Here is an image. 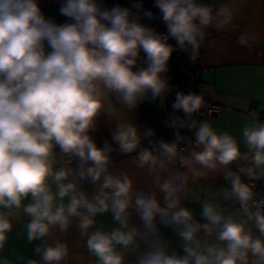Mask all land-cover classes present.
Wrapping results in <instances>:
<instances>
[{"label": "clouds", "instance_id": "1", "mask_svg": "<svg viewBox=\"0 0 264 264\" xmlns=\"http://www.w3.org/2000/svg\"><path fill=\"white\" fill-rule=\"evenodd\" d=\"M155 6L162 13L168 35L181 47L186 42L193 46V58L198 40L204 38L202 29H223L233 20L229 7L213 12L211 6L196 0H155ZM60 12L71 22L57 25L46 20L36 0H0V248L12 230V217L21 210L30 217L26 224L29 243L45 238L52 228L67 230L73 217L79 218V228L86 233L94 222L92 217L109 210L126 227L124 215L133 203L132 181L127 176L107 174L111 148L107 144L98 148L89 132L104 108L106 94L115 93L132 108L147 91L157 96L166 87L160 73L165 71L173 48L166 36L130 19L128 8L117 5L101 10L96 0H65ZM146 15L152 17L151 12ZM141 50L149 66L134 72L132 66ZM202 103L200 95L178 94L173 107L191 115ZM195 135L196 145H202L203 150L193 152L192 158L204 167L214 169L217 162L229 165L241 157L236 140L228 133L218 134L206 122ZM243 136L254 164L264 165V123L245 127ZM113 140L121 152L131 153L140 137L134 125L118 124ZM57 145L62 153L79 158V178L89 177L93 183L102 180L99 192L91 199L77 193L74 182H65L72 170L53 171L52 153ZM160 148L169 158L177 155L174 143H161ZM157 163L152 152L139 153V167L154 169ZM159 188L164 193V206L155 195H138L134 200L144 235H157V217L161 223L181 226L184 255H169L163 246L150 244L138 264H264V240L253 238L246 229L247 221L254 220L264 236V214L258 206L250 212L248 202L253 193L239 175L232 178V194L243 207L244 221H235L231 215H223L217 205L205 203L201 215L206 222L200 224L191 211L179 207L180 188L173 180H165ZM29 197V203H22ZM201 229L208 236L215 230L223 246L206 244L203 251L198 250L196 234ZM133 234L95 231L88 237L87 247L101 264H122L113 244L127 246ZM35 251L43 264H60L68 255L67 246L60 242L43 249L38 246ZM249 253L254 258L251 261Z\"/></svg>", "mask_w": 264, "mask_h": 264}, {"label": "crops", "instance_id": "2", "mask_svg": "<svg viewBox=\"0 0 264 264\" xmlns=\"http://www.w3.org/2000/svg\"><path fill=\"white\" fill-rule=\"evenodd\" d=\"M36 2L46 20L57 25L71 22L60 12L65 0H36ZM96 2L101 10H110L117 5L128 8L130 19L153 31L155 29L153 18H149L144 7L134 3L133 0H96ZM196 3L211 6L213 12L222 6L229 7L233 12V20L223 29L212 26L202 29L204 38L201 40V59L198 62L202 69L198 86L199 94L205 99L219 103L222 112L216 116H201L195 112L187 115L182 110H178L181 115L183 138L187 145L182 160H179L177 155L169 158L161 154V142L156 135V111L162 104L159 95L153 96L151 91H147L137 99L134 107L129 108L117 98L115 93L106 94L104 108L96 117L95 127L89 135L98 148L104 147L105 144L111 148L108 153L107 174L120 178L127 176L132 181L133 203L124 215L127 226H122L109 210L92 217L94 222L86 233L79 228V218L73 217L67 230L52 228L45 238L29 243L26 224L30 217L21 210L12 217V230L6 234L7 239L3 248H0V264H29L31 260L43 264L42 256L35 251L36 247L43 249L48 245L54 246L57 242L65 244L68 249V255L60 264H101L99 258L87 247V239L95 231L109 235L113 231L134 233L129 245L115 242L113 244L114 252L122 258V264H138L139 258L149 250L150 244L163 246L169 255H184L185 241L179 235L181 226L161 223L157 217L154 222L157 235L145 236L143 221L134 205L138 195H155L161 206H164V193L161 192L159 184L165 180H173V183L180 188L177 194L180 199L179 207L191 211L194 220L200 224L206 222L201 215L205 203L217 205L223 215H231L235 221L247 220L241 203L232 194V178L239 175L241 182L246 184L247 176L241 171L243 167H251L255 173H264V165L256 166L252 161L253 153L247 147L243 136L245 127L264 123L250 113L251 109H255L264 114V0H196ZM157 16H162V13H158ZM242 38L243 43H241ZM148 66L147 55L141 50L136 63L132 66V71L139 72L147 69ZM205 122L218 134L231 135L240 148L241 157L229 165L217 162L214 169L195 162L192 153L203 150L202 145L197 146L195 143V132L200 124ZM118 124H132L137 128L140 141L131 153L121 152L119 145L113 140V132ZM145 150L158 157L154 169H150L148 165L138 166L139 153ZM245 155L247 159L244 158ZM52 157L53 171L72 170L73 175L65 182H74L77 193L83 192L91 199L99 192L102 180L93 183L89 177L79 178V159L62 153L58 145L54 146ZM160 164H163L164 168H161ZM228 173H232V176L229 177ZM52 189L56 190L55 184H52ZM252 193L253 198L257 192L252 191ZM30 199L29 197L22 203L27 204ZM251 201L248 202L249 210L255 212L256 209L252 207ZM63 202L67 204L68 197H65ZM246 229L251 230L253 238L264 240L254 220L247 221ZM196 240L199 241L200 251H203L206 244L223 246L217 241L215 230L211 236H208L201 229L196 234ZM191 246L195 247V242ZM252 259L254 258L249 253V260Z\"/></svg>", "mask_w": 264, "mask_h": 264}, {"label": "built area", "instance_id": "3", "mask_svg": "<svg viewBox=\"0 0 264 264\" xmlns=\"http://www.w3.org/2000/svg\"><path fill=\"white\" fill-rule=\"evenodd\" d=\"M133 2L142 5L146 12L152 13L151 18L155 22L154 33L166 36V42L173 48L172 54L166 63L165 71L160 73V78L165 82L166 87L159 94L162 104L156 111V135L161 143H174L177 148V157L182 160L187 145L182 134L181 115L177 109H174L173 105L178 94L200 95L198 86L202 69L198 62L201 59V40H198L199 48L195 49V58H193L194 49L192 45L186 42L185 46L181 47L175 38L168 35V28L162 16H157L161 11L155 6V0H133ZM221 112L222 106L219 103L203 98L202 106L195 113L201 116H216ZM250 113L257 120L264 121V114L259 111L251 109ZM89 165H86V167ZM242 169H244L242 172L247 176L246 185L249 186L251 191L257 192L252 198L251 205L256 210L258 206L264 214V203H261L264 202V173H255L251 167H243Z\"/></svg>", "mask_w": 264, "mask_h": 264}]
</instances>
